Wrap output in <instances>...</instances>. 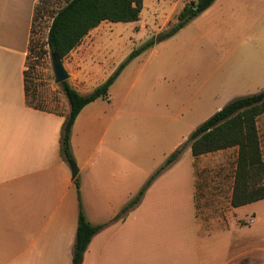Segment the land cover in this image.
I'll return each instance as SVG.
<instances>
[{
	"label": "crops",
	"instance_id": "0c3cea01",
	"mask_svg": "<svg viewBox=\"0 0 264 264\" xmlns=\"http://www.w3.org/2000/svg\"><path fill=\"white\" fill-rule=\"evenodd\" d=\"M39 1L0 0V264H73L81 205L92 224L105 225L92 238L82 264H264V199L231 204L237 147L197 157L186 147L149 184L139 203L114 220L197 126L241 97L218 102V95L238 93L229 90L241 86L264 89V60H257L254 71L241 64L247 71L240 67L242 73L218 90L212 86L222 77L216 72L192 87L179 84L184 77L201 78L200 56L154 59L153 45L133 58L108 96L86 104L74 121L71 146L78 188L60 149L70 111L67 98L61 111L36 108L26 99ZM190 1L143 0L140 20L132 26L163 31ZM191 22L203 32L210 28L214 42L217 30L220 38L237 36L264 46V0H215ZM123 24L130 22L102 21L64 58L65 65L67 60L79 65L69 70V79H79L80 88H75L81 93L91 92L120 65L122 60L107 63L103 46ZM169 77L176 79V88L169 87ZM184 94L187 99L179 100ZM221 152L234 155L225 157L215 182L205 160ZM249 208L254 219L242 222ZM229 217L240 221L232 233Z\"/></svg>",
	"mask_w": 264,
	"mask_h": 264
},
{
	"label": "trees",
	"instance_id": "16d2710c",
	"mask_svg": "<svg viewBox=\"0 0 264 264\" xmlns=\"http://www.w3.org/2000/svg\"><path fill=\"white\" fill-rule=\"evenodd\" d=\"M48 2L49 0H40L36 6L32 29L33 34L38 32L36 22L47 12L51 22L48 25L45 43L39 45V42L34 43L32 38L28 59L30 53L42 56L48 50L51 53L56 51L64 59L102 21L136 22L140 20V13L143 8V0H64V3L57 9H48ZM214 2L215 0H191L188 2L176 15L175 23L132 50L115 71L91 92L81 93L68 80L60 83L70 107L60 139V149L64 160L68 163L75 162L72 153L71 134L74 121L82 108L99 97L106 98L112 83L133 58L155 43L175 35ZM25 75L27 102L36 108L45 109L44 106L35 105L30 101V91L32 90L30 83L32 82L29 81L27 70ZM263 115L264 89L228 102L191 132L188 139L156 169L140 191L114 217V220L122 218L133 209L141 200L149 184L177 161L188 146L196 157L237 147L238 153L231 197L232 206L238 207L264 199V151L258 127V119ZM75 184L78 188L80 187L78 177L75 179ZM104 226V224H92L86 217L81 205L73 245V264H82L84 254L92 238Z\"/></svg>",
	"mask_w": 264,
	"mask_h": 264
},
{
	"label": "rangeland",
	"instance_id": "374dc122",
	"mask_svg": "<svg viewBox=\"0 0 264 264\" xmlns=\"http://www.w3.org/2000/svg\"><path fill=\"white\" fill-rule=\"evenodd\" d=\"M62 2H64V0H49L47 7L48 9H57L63 4ZM49 22L50 17L47 12L44 14V16H42V18L37 20L36 29L38 32L33 34L34 43L39 42V45L45 43ZM132 24L134 23L130 22V24H123V26H120L118 29L116 28L114 31L110 32L109 39L111 41L105 42V45L103 46V49L106 51L105 54L109 57L110 61L107 63L114 64L118 61L120 62L121 60L124 61L126 57L132 52V50L138 48L144 42L160 33L158 30L138 31L134 26H132ZM168 28L169 26L165 28V30ZM211 31L212 30L210 28H207L205 32H203L200 27H198L194 22H191L181 29L175 36L171 37L169 41L166 39L163 40L165 43L163 41L155 43V50L153 51L154 59L161 55L200 56L199 66L201 68V78L196 77L195 79L189 80L188 78L184 77L183 80L181 79L179 84L186 87H192L198 85L200 81L202 82L204 75L209 76L210 73L216 72L218 75L222 76L216 77L217 79L213 82L214 85H212L218 90H221L223 88V83L230 81L231 77L239 76L242 73V69L244 72L247 71L241 66V64L248 65V71H254V67L258 66L256 64L257 60H264V46L251 45L248 42L241 41V39L237 36H231L229 39L226 38L227 40L220 38L219 34L221 32L217 30L213 32L216 34L214 35L216 38L214 42L211 38H209V33ZM46 49L48 48L46 47ZM37 55L38 54L36 53H30L29 59L27 61L28 77L29 81L32 82L30 83L32 85V90L30 91V101L35 105L39 104L44 106L45 109L61 111L64 107V104L66 103V96L60 83H56L55 81L51 52L48 50L42 56ZM76 64H72L71 60H67L66 65L69 69L65 64L64 65L68 72H70L79 66ZM260 64H263L264 66V61ZM259 75H262L260 69ZM224 76H227V78H224ZM68 81L72 83L74 87L80 88L78 86L79 84L77 85L79 82L78 78L72 80L68 79ZM262 82L264 83V79ZM167 83L170 88H176L174 87L176 85V79L173 77L167 78ZM229 91L238 93L220 94L218 95V102L225 100L230 96H242L256 93L258 90L253 89L252 86H241L240 89L236 90L231 88ZM186 99V94L179 95V100ZM258 127L262 137V147L264 151V115L258 119ZM232 155H234V152H221L211 154L208 158H206L205 164L211 167V177L215 179V182H217L218 179V169L221 167L225 157L227 159L228 156L232 157ZM211 183H214V181L212 180ZM221 205L223 206L222 209H224L225 201H222ZM212 209L215 210V208ZM212 212L213 214L215 213V211ZM244 216L246 217H242V222H245V220L248 222V220L251 218L254 219L252 210L250 208L247 210ZM261 216H264V213H261ZM228 219L229 224H231V228L228 230L232 233L234 230V223H240V221H237L235 217H229ZM259 241L260 243L261 241L263 242V238H261V240L259 239ZM254 244H256V240H254Z\"/></svg>",
	"mask_w": 264,
	"mask_h": 264
},
{
	"label": "water",
	"instance_id": "95a60500",
	"mask_svg": "<svg viewBox=\"0 0 264 264\" xmlns=\"http://www.w3.org/2000/svg\"><path fill=\"white\" fill-rule=\"evenodd\" d=\"M51 58H52V65H53L56 83H61L65 80H68L70 74L64 65L63 59L59 56V54L56 51L51 53ZM70 167L72 170L73 177H76L79 171L78 166L76 165L75 162H72L70 163Z\"/></svg>",
	"mask_w": 264,
	"mask_h": 264
}]
</instances>
